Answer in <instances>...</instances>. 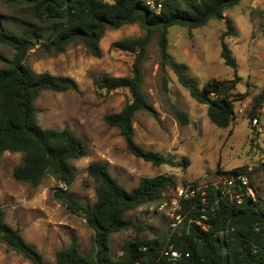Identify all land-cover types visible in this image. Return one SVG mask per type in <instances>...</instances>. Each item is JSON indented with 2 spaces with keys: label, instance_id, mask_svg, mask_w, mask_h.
Here are the masks:
<instances>
[{
  "label": "trees",
  "instance_id": "trees-1",
  "mask_svg": "<svg viewBox=\"0 0 264 264\" xmlns=\"http://www.w3.org/2000/svg\"><path fill=\"white\" fill-rule=\"evenodd\" d=\"M3 1L31 7L39 23L38 26L7 28L0 21V43L13 50L11 57L0 52V61L6 64L0 68V155L5 151L22 153L21 162L13 169L15 180L38 186L45 177L52 176L57 183L69 187L76 179L72 161L84 157L88 151L85 139L75 130L44 127L39 121L35 104L39 94L43 90L65 92L72 87V82L48 71L38 72L28 64L27 57L38 44L49 53L57 54L64 52L71 43H82L91 54L100 57L103 54L100 41L108 29L137 23L145 31L140 37H126L112 44L135 54L131 73L104 75L96 80V85L107 91L129 90L130 100L120 111L108 113L105 121L119 130L134 156L154 165L170 163V160L161 152L145 149L137 143L134 127L139 111L155 112L143 90L142 72L152 34L157 33L159 37L161 68H171L190 95L208 105L212 122L227 127L235 117V89L240 76L225 38L235 34L236 29L224 13L242 0H167L160 13L142 7L139 0ZM223 18L226 29L221 34V57L234 69V77L211 78L201 89L188 75L186 65L170 55L169 30L173 26L198 28ZM263 105L264 92L253 99L252 120H258ZM175 114L182 123L188 121L184 113L176 110ZM87 172L96 183V200L91 207L63 188H58L54 195L71 212L85 218L94 231L95 251L86 254L73 240L56 252L57 264H264V198L254 186L248 168L220 169L218 172L222 174V181L229 175L249 174L254 197L247 185L238 180L230 192L222 182L217 185L207 182L205 200L202 193L197 192L180 201L179 212L183 217L180 230H173L169 225L166 232H154L151 237L144 235L148 229L146 225L132 221L126 213L145 204L160 202L175 185L174 175L144 176L137 186L128 189L104 161L90 162ZM236 189L243 194L241 203L232 197ZM6 216V209L0 206V240L32 264H48L42 252L25 238L20 228L9 224ZM124 230H131L133 235L122 245V253L115 257L111 235ZM170 249L180 253L175 263L165 253Z\"/></svg>",
  "mask_w": 264,
  "mask_h": 264
},
{
  "label": "rangeland",
  "instance_id": "rangeland-1",
  "mask_svg": "<svg viewBox=\"0 0 264 264\" xmlns=\"http://www.w3.org/2000/svg\"><path fill=\"white\" fill-rule=\"evenodd\" d=\"M224 15L232 20L236 29L225 42L237 62L240 76L235 89V117L227 127L212 122L208 105L195 100L171 68H161L159 37L157 33L151 35L142 72L143 90L155 112L139 111L134 127L137 143L145 149L161 152L170 160L159 166L134 156L119 130L105 121L108 113L120 111L130 100L129 90L107 91L96 85V80L104 75L131 73L135 54L112 44L126 37L144 35L145 31L137 23L108 29L100 41L103 50L100 57L91 54L82 43H71L57 54L40 48V44L30 51L27 62L36 71H48L72 82V87L65 92L43 90L35 102L44 127L71 128L87 143V155L72 161L76 179L67 187L68 193L91 207L96 200V183L88 176L87 167L92 161H104L128 189L137 186L144 176L173 174L175 185L165 194L167 197H171L184 180L220 183V169L246 167L252 173L259 195L264 198V105L258 120L250 118L254 97L264 92V0H242ZM0 21L7 28L39 25L31 7L11 5L3 0H0ZM225 29L223 18L198 28L173 26L169 30L170 55L186 65L188 75L201 89L211 78L234 77V69L221 57V34ZM0 52L8 57L13 55L12 48L1 43ZM5 65L0 61V68ZM176 110L187 116L186 123L178 119ZM21 159V152L5 151L0 155V206L7 211V222L21 229L48 264H57L56 252L73 240L84 253H93V229L83 216L71 212L54 195L62 188L61 183L52 176L45 177L38 186L15 180L13 169ZM158 204L139 206L127 212L126 217L146 225L144 235L164 233L169 228L170 217L158 210ZM132 235L131 230L111 235L115 257L122 253V245ZM0 264L32 263L0 240Z\"/></svg>",
  "mask_w": 264,
  "mask_h": 264
},
{
  "label": "built area",
  "instance_id": "built-area-1",
  "mask_svg": "<svg viewBox=\"0 0 264 264\" xmlns=\"http://www.w3.org/2000/svg\"><path fill=\"white\" fill-rule=\"evenodd\" d=\"M167 0H139L142 7L149 9L153 12L160 13L165 5ZM257 120V119H256ZM240 181L241 184L247 185V190L254 197L255 192L253 187L251 186V179L249 174L247 173H238L235 175H229L222 183L226 186L227 190L230 192L232 187L236 185V181ZM62 184V183H61ZM213 184L217 185L219 183L213 182ZM67 185L62 184L63 189H67ZM208 187V183L205 182H197V181H186L177 185L175 188L174 194L171 197L164 196V198L158 204V210L165 211L170 217V226L173 230H180L183 222V217L180 210V201L182 199H188L195 195L197 192L202 193V199H206V189ZM232 197L238 203L243 201V194L235 190V193H232ZM202 217H206L202 215ZM169 259L176 262L180 253L177 250L170 249L165 252ZM188 255V253H187Z\"/></svg>",
  "mask_w": 264,
  "mask_h": 264
}]
</instances>
